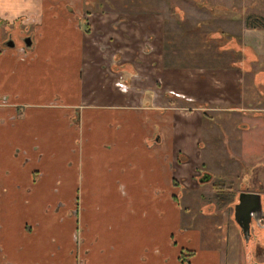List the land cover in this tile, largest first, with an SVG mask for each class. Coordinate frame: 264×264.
<instances>
[{
    "label": "crops",
    "instance_id": "1",
    "mask_svg": "<svg viewBox=\"0 0 264 264\" xmlns=\"http://www.w3.org/2000/svg\"><path fill=\"white\" fill-rule=\"evenodd\" d=\"M130 11L0 0V264H234L239 227L190 204L243 69L176 63L163 14Z\"/></svg>",
    "mask_w": 264,
    "mask_h": 264
},
{
    "label": "rangeland",
    "instance_id": "2",
    "mask_svg": "<svg viewBox=\"0 0 264 264\" xmlns=\"http://www.w3.org/2000/svg\"><path fill=\"white\" fill-rule=\"evenodd\" d=\"M72 1L80 2L84 11L89 12L135 10L130 11V16L143 19L161 12L176 63L204 67L232 62L242 67L245 75L244 102L239 106L242 109L236 110L234 106L230 108L231 112H208V140L204 138L201 146L205 148L203 157L206 163L199 178H192L193 184L200 186L201 198L195 193L193 204H190L192 209L214 214L213 222L221 225L228 222L231 230L238 229L233 218L238 194L247 190L264 193V0ZM214 67L218 71L221 68ZM230 93L236 94L233 88ZM197 105L199 103L193 106ZM197 158L199 154L196 158L190 157L192 167L198 162ZM191 171L186 170L187 173ZM205 173L212 176L211 180L200 183L199 179ZM238 232L241 248L239 253H233L232 260L234 264L237 261L245 264V256L246 261L248 259L244 248L246 243ZM253 243L255 247L251 248V253L255 262L264 264V244L255 238ZM248 261L253 264L252 260Z\"/></svg>",
    "mask_w": 264,
    "mask_h": 264
},
{
    "label": "water",
    "instance_id": "3",
    "mask_svg": "<svg viewBox=\"0 0 264 264\" xmlns=\"http://www.w3.org/2000/svg\"><path fill=\"white\" fill-rule=\"evenodd\" d=\"M25 44L27 47H31V37H27ZM7 47L13 48L15 47V43L10 41L7 43ZM211 177L212 176L209 173H205L199 181L200 183L208 182L211 180ZM233 218L246 243L247 257L252 260L253 258L250 247V244L252 243H249L252 236L251 223L253 220L260 223L264 219L263 196L257 192H241L238 196V202L234 204Z\"/></svg>",
    "mask_w": 264,
    "mask_h": 264
},
{
    "label": "flooded vegetation",
    "instance_id": "4",
    "mask_svg": "<svg viewBox=\"0 0 264 264\" xmlns=\"http://www.w3.org/2000/svg\"><path fill=\"white\" fill-rule=\"evenodd\" d=\"M247 191H249V190H247ZM249 192H251V191H249ZM257 193H261V192H257ZM239 194H238V196H239ZM261 195L264 196L263 193H261ZM238 196H237V198H238ZM263 210H264V197H263ZM251 228H252V236H251L249 243H253L254 238H255V240L264 239V219L260 223H257L255 220H253L251 223Z\"/></svg>",
    "mask_w": 264,
    "mask_h": 264
},
{
    "label": "trees",
    "instance_id": "5",
    "mask_svg": "<svg viewBox=\"0 0 264 264\" xmlns=\"http://www.w3.org/2000/svg\"><path fill=\"white\" fill-rule=\"evenodd\" d=\"M261 20V19H260ZM262 21V20H261ZM205 106H203V107H208V106H206V104H204Z\"/></svg>",
    "mask_w": 264,
    "mask_h": 264
}]
</instances>
